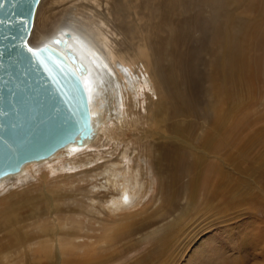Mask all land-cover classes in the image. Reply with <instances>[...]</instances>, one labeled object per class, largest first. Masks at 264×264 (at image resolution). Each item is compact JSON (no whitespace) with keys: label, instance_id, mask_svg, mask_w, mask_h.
Masks as SVG:
<instances>
[{"label":"bare ground","instance_id":"1","mask_svg":"<svg viewBox=\"0 0 264 264\" xmlns=\"http://www.w3.org/2000/svg\"><path fill=\"white\" fill-rule=\"evenodd\" d=\"M43 1L37 5L28 43L61 50L57 40L65 39L67 48L76 53L86 68L81 79L93 131L82 143L71 141L50 156L28 161L19 171L0 177V182L16 174L22 179L27 166L46 161L51 174H57L55 180H68L59 183L64 188L50 189L48 172L42 175V189L31 190L32 194L24 190L26 195L20 200L18 192L4 199L0 264H112L156 236L170 247L174 233L202 199L212 202L223 190L233 189V181L244 184L227 167L242 172L241 158L230 151L250 127L244 117L238 118L243 107L237 103L244 102V93L254 91L260 80H251L247 69L264 70V0H57V5L70 3L58 17L51 6L41 7ZM197 8L205 9L202 16ZM241 12L255 14L256 22H249L250 27L245 17H238ZM39 26L42 44L34 38ZM193 41L197 46L181 49ZM140 89L148 91L142 101L145 124L156 128L147 131L156 141L145 148L140 139L139 146L152 151L158 179L154 202L160 206L115 233L101 228L98 236L99 229L92 224L102 221V212L107 216L103 221L113 216L122 219L148 193L146 155L144 159L139 148H131L133 143L120 148L117 142L122 141L117 139L108 157L90 155L112 144L111 128L125 120V98H136ZM74 188L87 189L83 200L93 211L85 209L86 219L92 217L88 225ZM49 216L52 224L45 220ZM86 228L93 235L87 236V242H77Z\"/></svg>","mask_w":264,"mask_h":264},{"label":"rangeland","instance_id":"2","mask_svg":"<svg viewBox=\"0 0 264 264\" xmlns=\"http://www.w3.org/2000/svg\"><path fill=\"white\" fill-rule=\"evenodd\" d=\"M56 1L57 0H44L41 7L43 8L51 6L53 10H57L56 15L58 17L60 15L59 11L70 3L69 1H62L57 5V3H59L61 0L57 3ZM135 1L139 3L141 2L139 0ZM196 10L199 15L202 16L201 12H204L205 9L197 8ZM155 14H157V12ZM253 16L256 15L251 12L238 13V17L243 19L245 17V19L248 21V24L251 21L256 22L255 19L257 17L253 18ZM240 21H242V19H240ZM151 22L154 24L157 21L154 20ZM36 23L37 19L35 20V24ZM244 25L247 27L246 24ZM33 32L34 38H36V44H42L41 39H39L40 34L43 33L42 27L39 26V30L36 29ZM31 39L33 38L30 37V40ZM247 39L248 43L250 44L251 38L248 37ZM55 41L56 40H54V42ZM192 44L195 46L197 43L193 41V43H187L186 45L184 44L181 49L186 50L190 47L192 48L194 47ZM35 46L40 47L42 45ZM247 75L251 76V80L253 81H255V79L257 81L259 77V79L263 81L264 70L258 72L254 68L250 67L247 69ZM260 80L259 84L254 85V91L244 93L242 96L244 102L241 101L240 103H237V105L243 107V111L242 113H239L238 118L244 117V121L246 123H250V127L245 131L243 136H240L241 138L237 141L235 147L233 146L230 151V154L233 153L232 155H237L241 158L239 170L242 171V174H238L237 171L231 166L227 167L228 173L233 175L235 180L240 177L242 183L244 184L240 186L236 181H233V189L230 188L226 189L225 191L223 190V194L214 199L212 202H209L207 199H202L201 202L198 203L200 205H197V208L195 209L196 211H192L191 218L188 221H183L184 223L182 222V225L180 226L181 228L177 229L181 230L178 232L179 234L176 233V230L174 233L176 236L173 238V243L170 247L166 248L164 242L157 241L160 239V236H156L155 240L154 238H147L144 244L133 248L131 251H128L122 258L113 262L112 264H264V84L262 82L261 84ZM147 92L148 91L146 89H140L139 95L136 98H133L132 96H127L125 98V106L123 107L125 112V120L121 124L116 122L117 126L111 128L112 131L110 135L113 136L114 139L111 142L112 144L107 148H104L102 151H99L97 148V152L94 150V152L90 153V155L92 154L93 157H98V154H102L105 157H108L110 155L108 153L112 152L117 139L122 141L117 142L121 145L120 148L125 144L133 143L130 146L131 148H139V150H141L144 154H141V156L144 157L146 155V160H144L143 163L147 167L146 185L148 193L144 197V201L142 200L141 205H139L138 208H135L136 210L132 209L124 213L122 219H113V216V218L109 219L108 221H103L102 218H106L107 216H105L106 213L104 214L101 211L102 215H104L102 216L100 214V221H102L100 223L93 222L92 224L94 225V228L99 229L95 232V235L99 236L102 234L101 228L102 230H109L110 228H113L112 231L110 229L109 232L115 233L118 228L120 229L122 226H125L123 224L128 222L130 223L134 220L136 221V219L139 220L145 216H148L153 213L152 208L156 207L154 210H157L160 206V204L157 206L154 202V198L158 193V179L154 167H152V156L150 155L152 154V151L149 152L145 149L143 150V148L141 149L139 146L140 139H142L141 144L145 146V148L146 145L148 146L151 142L156 141V139H154L156 136H152V133L147 134V131L152 132V130H156V128L148 127L145 124L147 113L144 110L145 108H143L144 105L142 104V101H144V95ZM107 117L108 116H106L105 120H107ZM112 121L114 120L112 119ZM241 139L244 143L241 142ZM256 139L257 141H255ZM244 145H246V147ZM238 146H243L239 149L240 151L237 150L239 148ZM26 170V173L22 174V179H20V177L16 174L0 182L1 208L7 206L4 199H6L8 195L11 194V192L20 193V195L18 194V200H20L26 195L23 194V192H25L24 190L30 192L31 190H38L41 187L42 175L45 173H50V175L48 174V188L50 189L51 187L53 189L57 186H61L59 183H67L66 181H68L65 179L55 180L54 178L57 176V174H51V166L46 161L35 163V165L31 164L26 167ZM27 173L28 176L25 178L24 176L27 175ZM234 184H237L240 188L236 187ZM75 185H78V183ZM238 189H240L239 192L237 191ZM67 190H70V185L67 186ZM75 190L76 188H74L73 191L79 194L76 198L78 200L77 202L80 203L78 204L79 207L84 208L82 210L85 211L86 209L87 212L91 213L92 209L88 207L86 200H83V196H86L85 193L87 194V189ZM31 194H28V196H31ZM146 207L149 209H146ZM187 210H189V208H187ZM86 211L85 213L82 212L83 219H86L87 217L85 216L87 213ZM49 217L45 218V220L47 219V221L52 224L53 218L51 216ZM91 218L92 217L90 215V217L86 219L85 224L88 225ZM118 220L120 222H118ZM112 221L114 223H112ZM168 222L169 221L160 223L159 225L162 226ZM92 225H90V227ZM147 232L148 231H146V233ZM92 233L94 232H88L86 228L84 231L80 232L83 238L77 239L76 241L87 242V236L93 235ZM92 241L95 242L97 240L96 238H93ZM202 251H205V255L201 254ZM192 259H195L196 261L194 260L192 262Z\"/></svg>","mask_w":264,"mask_h":264},{"label":"water","instance_id":"3","mask_svg":"<svg viewBox=\"0 0 264 264\" xmlns=\"http://www.w3.org/2000/svg\"><path fill=\"white\" fill-rule=\"evenodd\" d=\"M39 1L0 0V177L93 131L76 53L28 43Z\"/></svg>","mask_w":264,"mask_h":264},{"label":"snow or ice","instance_id":"4","mask_svg":"<svg viewBox=\"0 0 264 264\" xmlns=\"http://www.w3.org/2000/svg\"><path fill=\"white\" fill-rule=\"evenodd\" d=\"M28 51H29V52H33V49H31V48H28Z\"/></svg>","mask_w":264,"mask_h":264}]
</instances>
